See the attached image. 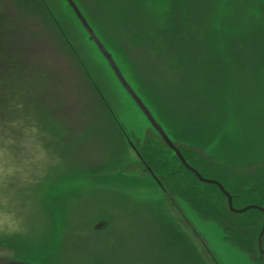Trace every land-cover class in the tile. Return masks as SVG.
Wrapping results in <instances>:
<instances>
[{
  "label": "rangeland",
  "instance_id": "374dc122",
  "mask_svg": "<svg viewBox=\"0 0 264 264\" xmlns=\"http://www.w3.org/2000/svg\"><path fill=\"white\" fill-rule=\"evenodd\" d=\"M44 1L92 76L45 28L67 76H54L44 95L68 107L57 120L37 107L4 116L0 262L255 264L143 172L112 111L137 143L152 125L67 3ZM73 1L174 144L231 166L264 163V0ZM23 8L45 21L42 6Z\"/></svg>",
  "mask_w": 264,
  "mask_h": 264
},
{
  "label": "trees",
  "instance_id": "16d2710c",
  "mask_svg": "<svg viewBox=\"0 0 264 264\" xmlns=\"http://www.w3.org/2000/svg\"><path fill=\"white\" fill-rule=\"evenodd\" d=\"M64 1L67 3L66 0ZM38 5L45 8L46 13L45 21L41 20V23L36 22L31 12L23 8ZM66 5L89 38L72 8ZM53 14L44 0H0V111L2 112L0 126H5L4 116L16 118L18 114L32 113L34 107L40 110L39 114L45 113L44 118L57 120V117L59 119L61 113L66 110V106L68 107L67 99L63 101L53 95L49 99L48 94L44 95V92L51 88L54 76H64V78L67 76L66 70L61 71L59 68L60 62L56 58L58 49L51 46L45 28L48 30L54 28L55 31L57 29L64 36L65 46L73 50L79 62L91 75L79 57L77 46L66 37V31ZM254 38L256 42L259 41L258 36ZM90 41L96 48L95 43ZM46 46L52 48L50 49L52 53ZM96 49L100 53L99 49ZM48 53L54 57L45 59L44 55ZM102 57L104 58L103 55ZM244 57H247V53H244ZM104 60L107 61L105 58ZM106 64L115 76L109 63ZM115 78L118 81L117 76ZM118 83L120 84L119 81ZM37 89L40 91H37L40 97L35 96ZM46 97L47 99L44 100ZM112 113L129 147L138 156L143 172L155 180L171 204L176 206L183 203L202 221L214 222L224 234V239L233 248L248 255L253 263L264 264V212L261 211L264 209V163L243 168L231 166L218 162L202 149L188 144H175L186 162L202 178L222 185L232 197L235 210L255 207L243 213H235L230 210L228 198L218 185L201 182L182 164L176 153L153 127L143 141L137 143L118 120L115 112ZM16 122L15 119L10 125H15ZM65 125H67L66 119L62 123L59 120V136L62 138L64 133L69 131L68 126L65 130ZM5 128L15 131L10 126Z\"/></svg>",
  "mask_w": 264,
  "mask_h": 264
},
{
  "label": "water",
  "instance_id": "95a60500",
  "mask_svg": "<svg viewBox=\"0 0 264 264\" xmlns=\"http://www.w3.org/2000/svg\"><path fill=\"white\" fill-rule=\"evenodd\" d=\"M67 4L72 8L73 12L75 13L76 17L78 20L81 22L82 26L84 27L85 31L88 33L90 40H92L95 45L97 46L96 48L99 49L100 53L104 56V58L107 60L109 63L111 69L113 70L115 76H117L118 81L122 85V87L127 91V93L131 96V98L134 100V103L137 104V106L140 108V110L143 112V114L147 117L148 121L152 125L153 129L160 135V137L164 140V142L176 153L178 158L181 160L182 164L184 166L192 171L203 183H209V184H216L218 187L221 189V191L227 196L228 198V203L230 206V210L235 212V213H243V211L250 210L255 207H247L243 210H235L232 205V197L230 194H228L225 189L222 187L221 184H219L216 181L213 180H207L205 178H202V176L195 170L193 169L184 159L182 153L180 150L176 147V145L170 140V138L167 136L161 125L156 121L154 116L152 115L151 111L148 109V107L144 104V102L141 100V98L136 94V92L133 90V88L129 85V83L126 81L125 77L123 76L122 72L120 71L119 67L115 63L113 57L111 54L106 50V47L102 44V42L99 40V38L96 36L94 33L93 29L77 7V5L74 3L73 0H66ZM261 211L264 212V209H261ZM108 223L106 221L100 222L98 225H96L97 230H101L106 228ZM0 264H32L28 262H23V261H8Z\"/></svg>",
  "mask_w": 264,
  "mask_h": 264
}]
</instances>
